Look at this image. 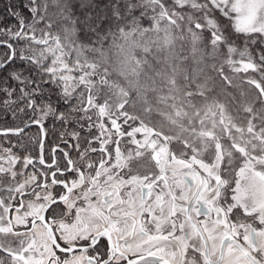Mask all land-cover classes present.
<instances>
[{"label":"snow or ice","instance_id":"snow-or-ice-1","mask_svg":"<svg viewBox=\"0 0 264 264\" xmlns=\"http://www.w3.org/2000/svg\"><path fill=\"white\" fill-rule=\"evenodd\" d=\"M169 5L176 10L175 0L165 8ZM179 7L225 52L235 50L238 37L245 38L246 47L260 44L264 49V0H190ZM156 11L151 0H0V166L8 157L17 160L12 173L0 172V193H10L13 182L34 179L12 207L20 208L25 199L43 206V223L56 239L55 260L48 264H82L78 256H86L88 264H137L143 259L113 252L107 230L113 225L120 230V222L111 218L117 215L115 206L106 196L101 200L86 192L99 179L101 167L115 159L117 129L132 135L125 120L109 111L111 93L97 61L110 36L137 23L150 27ZM258 53L264 59V51ZM33 127L38 136L29 137ZM28 143L37 149L35 155ZM83 177L87 179L81 183ZM222 203L231 206L228 200ZM79 212L84 215L76 224ZM93 212L107 220L103 234L90 230L97 218ZM60 223L81 230L75 242L57 234ZM39 224L30 218L17 234L30 233ZM28 239L34 242L35 236ZM20 250L29 252L23 239L9 247L0 243V264H5L3 258L15 264ZM41 255L37 251L34 258Z\"/></svg>","mask_w":264,"mask_h":264},{"label":"flooded vegetation","instance_id":"flooded-vegetation-1","mask_svg":"<svg viewBox=\"0 0 264 264\" xmlns=\"http://www.w3.org/2000/svg\"><path fill=\"white\" fill-rule=\"evenodd\" d=\"M228 56V61L214 70L215 74L229 81L228 73L236 81L257 88L264 98V78L259 68H247L244 59L238 60L230 53ZM163 94L159 104L167 107L171 99ZM118 96L117 103L110 99L109 111L125 120L132 135L125 136L117 129L120 147L114 152L115 159L108 167H101L99 179L86 192L101 200L106 196L115 206L112 211L117 215L111 218L120 222V230L116 231L115 225L107 230L112 233L113 252L121 258L139 255L143 259L137 264H264V210L255 213L234 204L233 168L219 166L218 171H211L208 167L216 161L192 155L200 150L198 141L195 145L194 141L180 139V125L169 117L172 112L176 115L174 109L170 114L167 110L158 113L138 106L131 95ZM233 96L241 97L236 93ZM176 99L172 98L174 102ZM118 101H124L121 108L115 107ZM174 105L180 106L178 100ZM152 116L159 117L161 124L153 123ZM27 135L38 136L37 129L33 127ZM27 146L35 155L37 149L31 143ZM3 165L0 172L12 173L17 160L8 157ZM86 179L83 177L81 183ZM4 182L9 184L7 178ZM34 183V179L13 182L10 193H0V243L9 247L23 239L29 249L28 253L18 252L13 258L15 264H48L49 259L55 260L56 239L52 228L43 223V206L25 199L20 208L12 207L17 194L28 191ZM225 200L231 206L222 203ZM83 215L78 213L76 224ZM92 215L97 216L95 212ZM30 218L40 224L33 226L32 232L18 235L23 231L20 226ZM106 223V219L97 216L90 230L103 234ZM57 234L72 243L81 230L75 224L60 223ZM29 236H35V241H29ZM37 251L42 253L39 260L34 258ZM29 253L33 258H21ZM77 260L88 264L86 256H78Z\"/></svg>","mask_w":264,"mask_h":264},{"label":"rangeland","instance_id":"rangeland-1","mask_svg":"<svg viewBox=\"0 0 264 264\" xmlns=\"http://www.w3.org/2000/svg\"><path fill=\"white\" fill-rule=\"evenodd\" d=\"M189 2L180 0V5ZM205 47L200 33L189 27L180 33V18L164 14L154 30L131 31L115 50L104 49L97 71L107 77L103 83L111 100L121 93L131 95L143 109L168 114L174 109L176 115L172 112L169 117L180 125V139L195 145L198 141L200 150L191 154L216 161L209 165L211 171L219 166L233 168L234 204L256 213L264 210V98L233 76L222 81L214 72L222 66L221 51L215 47L207 53ZM234 49L229 51L232 57L244 59L247 68L257 71L248 53ZM232 84L241 90L232 92ZM163 93L171 99L167 107L159 104ZM174 97L180 106L174 105ZM122 103L115 107L121 108ZM152 119L161 124L159 117Z\"/></svg>","mask_w":264,"mask_h":264},{"label":"trees","instance_id":"trees-1","mask_svg":"<svg viewBox=\"0 0 264 264\" xmlns=\"http://www.w3.org/2000/svg\"><path fill=\"white\" fill-rule=\"evenodd\" d=\"M167 2H168V0H163V2H161V0H151V5H154L157 8L156 15H155V20L152 22L151 26L150 27H143L139 23H137L135 26H133L131 28L130 31H116L114 35H112V36H110L108 38V41L109 42H108L107 46L104 49H106V50L107 49L115 50V48L120 43H122L123 37L126 35V33H129L131 31H136V30L152 31V29L154 30V28L156 26V22L160 18H162L163 15L165 14V16H167V15L173 16L175 19H179L180 18V33L182 31H187V28L188 27L191 28V29H193V30H195V31H197L198 33H200V35L203 38V42L206 45L205 48H206V52L207 53L209 51L208 49H211V48L217 47V50L220 49L221 54H222V56L224 58L221 61H223L222 65H224L225 61L226 62L228 61V57H229L228 54L230 52L229 51L228 52H225V50L218 43L217 44H213L212 41H211V38L207 35L206 32H203V31H201V30H199V29H197L195 27L196 19L194 17H190L189 13H187V12H183L182 13V9L179 7L180 0H175V4L177 5V8H176L175 11L173 10L172 5H169L167 8H165V4ZM192 20H193V22H192ZM188 23H189V25H188ZM61 35L63 36V33H61ZM70 35H71V38L73 40L77 39V34L76 33L73 32ZM244 40H245L244 37H238V38H236L235 43H234V48L239 49L241 51H245L246 53H248L247 55H250V58H251L252 62L254 64H256L257 68H259V70L262 73H264V59H261V57H260V55L258 53V50L264 51V49H261V45L260 44H256V45H252V46L246 47L245 46V43H244ZM187 42H189V41L186 40V43ZM184 43L183 44L181 43V44L183 46H185L186 43L185 44ZM188 44L189 43H187V47H188ZM180 52H181V49H180ZM206 60H209V59H206ZM226 76H227V78L232 77L228 73L226 74ZM222 81H224V80H222ZM229 81H231V80L229 79ZM250 86H252V85H250ZM252 87H254V86H252ZM234 88H236L237 91L234 90ZM240 90L241 89H238L235 84H232V92H238ZM254 90L258 93V95H260L259 94V90L257 88L254 87ZM258 98L260 99L261 97H258ZM257 104H259V101H258ZM262 104H264V102H261V105ZM3 259L5 260V264H8L7 259L6 258H3Z\"/></svg>","mask_w":264,"mask_h":264}]
</instances>
